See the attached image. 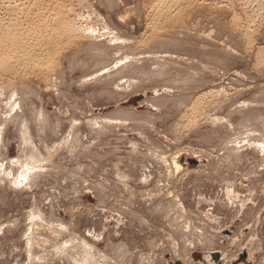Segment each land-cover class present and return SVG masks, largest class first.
Returning a JSON list of instances; mask_svg holds the SVG:
<instances>
[{
    "label": "rangeland",
    "instance_id": "obj_1",
    "mask_svg": "<svg viewBox=\"0 0 264 264\" xmlns=\"http://www.w3.org/2000/svg\"><path fill=\"white\" fill-rule=\"evenodd\" d=\"M34 1L0 0V20L19 19L23 6V15L47 20L44 26L57 14L67 15L64 19L84 30L80 37L88 32L91 40L62 39L58 68L18 74L14 82L26 84L22 90L0 74V175L8 180L0 186V264H264V151L256 145L264 143V0H194L193 6H181V13L173 9L160 30L164 39L152 38L151 27L161 0ZM165 41H179L181 47L164 48ZM86 42L108 48L110 64L101 65L89 48L75 54ZM114 62L129 68L114 70ZM160 70L164 73L150 78ZM181 97L187 100L178 106ZM242 107L254 112V121L246 122ZM194 108L201 109L199 116ZM125 112L136 115L130 125L106 135L96 137L88 125L117 123ZM40 118L47 120L43 131ZM23 120L33 126L42 158L55 152L48 173L26 175L15 164L23 155ZM173 157L183 168L178 181L166 179ZM116 161L131 174L127 189L114 180ZM131 187L140 197L132 198ZM159 197L173 198L186 212L164 218L148 211ZM39 207L45 218L32 215ZM118 245L125 250L118 252Z\"/></svg>",
    "mask_w": 264,
    "mask_h": 264
},
{
    "label": "bare ground",
    "instance_id": "obj_2",
    "mask_svg": "<svg viewBox=\"0 0 264 264\" xmlns=\"http://www.w3.org/2000/svg\"><path fill=\"white\" fill-rule=\"evenodd\" d=\"M34 1V0H33ZM36 1V0H35ZM35 1H34V3H35ZM40 1H42V0H40ZM39 1V2H40ZM44 1L45 0H43L42 1V4L44 3ZM29 2V1H28ZM37 2H38V0L36 1V4H37ZM39 2H38V4H39ZM50 3H52V0L51 1H49ZM26 3V2H25ZM41 3V2H40ZM53 3H55V2H53ZM53 3H52V5H53ZM71 3V2H70ZM110 3H112V2H110ZM192 3L194 4V0H161L160 2L158 1L157 3H155V5H154V14L152 15V31L154 32V36L152 37V38H155V37H160V36H163V35H165L162 31H160V30H163V28L161 29V27H162V25H164V23L166 22H169L170 20H171V18H172V15H173V12H174V8H177V13H181V10H182V7L181 6H188L189 7V5H192ZM46 4V3H45ZM44 4V5H45ZM61 4V3H60ZM69 4V3H68ZM72 4V3H71ZM197 4V3H196ZM199 4V3H198ZM24 5V4H23ZM33 5V4H32ZM41 5V4H40ZM44 5H43V7H44ZM50 5V4H49ZM51 5V6H52ZM56 5V4H55ZM62 5V4H61ZM74 5V4H73ZM216 5V4H215ZM30 6V5H29ZM35 6V5H34ZM33 6V7H34ZM38 7H39V5H37ZM48 6V5H47ZM65 6V5H64ZM193 6V5H192ZM209 6V5H208ZM24 8L26 7V6H23ZM23 7H21L22 9H23ZM59 7V6H58ZM63 7V6H62ZM206 7V6H205ZM20 8V9H21ZM28 8V7H27ZM48 7H46V10L47 11H51V10H48L47 9ZM19 10L20 12H22L21 13V16H19V15H16V16H19V17H17V18H19V19H17V20H12V21H8V23H5V22H3L2 20H0V74H2V76H5V77H8L7 79V81H9V86L11 85L13 88H15V90L17 91V90H19V89H21L23 86H25L26 84H24V83H21L19 86L18 85H16L15 84V82H14V78L15 77H17V75L18 74H20V73H24L23 75L25 76V73H27V74H29V72H31L32 71V73L36 70H38L39 72L41 71L42 72V74L43 73H48V72H50V71H53V69L55 70L56 68H55V66L57 67V65H55L57 62L55 61V59L58 57V54L60 53L61 55H62V52H59V49L61 48L62 49V44H64V42L65 41H67V43H65V44H71L72 42H74V40L76 39L77 40V37H80V34L82 33V34H84V32H81L80 33V28H78L77 27V25H76V22L75 23H73L71 20L70 21H68L67 19H64V18H66L65 16H67V15H65L64 16V18H62V15H61V17L59 18V17H57V15L56 14H52V13H54V9H53V12L51 13L52 15H53V17L56 15V17L55 18H52V19H54V21L52 20V22L50 23V25H49V23H46V25L44 26V24L43 23H45L46 21H43L42 22V20L40 19V18H36V16H33L34 18H36V21L34 22L33 20H35V19H33V17H31L30 18V16H25V15H23V10ZM31 9H33V8H30L29 10H30V12L28 13L29 15L32 13L31 12ZM39 9H40V7H39ZM44 9V8H43ZM42 9V10H43ZM50 9V8H49ZM69 9V8H68ZM174 9V10H173ZM203 9V8H202ZM45 10V9H44ZM43 10V11H44ZM36 11V10H35ZM42 11V12H43ZM46 11V12H47ZM56 11V10H55ZM63 11V10H62ZM153 11H151V12H153ZM176 11V10H175ZM198 11H200V10H198ZM19 12V13H20ZM26 12V11H25ZM24 12V13H25ZM37 12V11H36ZM35 12V13H36ZM41 12V13H42ZM46 12L44 13L43 12V14H45L46 15ZM61 12V11H60ZM64 12H66V11H64ZM41 13L40 14H38V13H36V14H38V15H41ZM56 13H58V10H57V12ZM68 13V12H67ZM61 14V13H60ZM59 14V15H60ZM195 14V13H194ZM50 15V14H49ZM48 14H47V16H49ZM51 16V15H50ZM151 16V15H150ZM181 16V15H180ZM43 17V16H42ZM41 17V18H42ZM191 17V16H190ZM28 18H30V19H28ZM43 18H45V17H43ZM48 19V18H47ZM38 20V21H37ZM44 20V19H43ZM50 20H51V18H50ZM36 22H38V23H36ZM50 22V21H49ZM26 24V27L24 26ZM78 26H81V25H78ZM108 26V25H107ZM42 27V28H41ZM80 29V30H79ZM95 29V28H94ZM113 30V29H112ZM81 31H84L83 29L81 30ZM86 31V30H85ZM151 31V32H152ZM175 31V30H174ZM109 32V31H108ZM111 32V31H110ZM190 32V31H189ZM88 33V32H87ZM87 33H85L86 34V36L85 35H83V36H81L80 38H78L79 40H81L82 38L83 39H85V40H88V39H90L91 37H89L88 35H87ZM31 34V35H30ZM81 34V35H82ZM167 34V33H166ZM152 35V34H151ZM150 35V36H151ZM170 35V34H169ZM92 36V35H91ZM96 36V35H95ZM166 36V35H165ZM165 36H163V39H164V37ZM93 37V36H92ZM100 37V36H99ZM113 37V36H112ZM148 37V36H147ZM96 38V37H95ZM95 38H94V40H95ZM98 38V37H97ZM149 38V37H148ZM161 38V37H160ZM62 39H65V40H63L62 41ZM84 40V41H85ZM91 40V39H90ZM145 40H146V38H145ZM175 40V39H174ZM158 41V40H157ZM160 41H162V39L160 40ZM69 42V43H68ZM151 42V41H150ZM182 42V41H181ZM87 43V46H85V48H82L83 46H81V49H79L77 52H75V54H78V53H80V51H85L87 48H89V49H87L88 51H90V53L92 54V55H95V54H97V55H95V56H99L101 59H100V61L102 62L101 63V65H103V64H108L109 63V59H108V57H107V55H108V52H110V51H108L107 52V50H108V48H105V47H103L102 45H98V44H95L94 45V43H92L91 45L90 44H88V42H86ZM157 43V42H156ZM159 43V42H158ZM184 43V42H183ZM65 44H64V46H65ZM138 44V43H137ZM160 45H162V46H164V48L165 47H176V45H179L180 46V44H179V41L178 42H175V41H170V42H161V44ZM137 46V45H136ZM139 46V45H138ZM178 47V46H177ZM181 47V46H180ZM188 47V46H187ZM79 48V47H78ZM157 48V47H156ZM163 48V47H162ZM123 49H124V47H123ZM146 49V48H145ZM175 49V51H176V48H174ZM122 50V49H121ZM142 50V49H141ZM178 50V49H177ZM190 50V49H189ZM192 50V49H191ZM200 50V49H199ZM87 51V52H88ZM158 51V50H157ZM188 51V50H187ZM198 51V50H197ZM224 51V50H223ZM127 52V51H126ZM140 52V51H139ZM168 52H170V51H168ZM191 53H192V51H190ZM114 53H115V51H114ZM141 53V52H140ZM195 53H196V51H195ZM213 53V52H212ZM59 54V55H60ZM90 54V55H91ZM120 54V53H119ZM158 54V53H157ZM198 54H200V53H198L197 52V55ZM88 55V54H87ZM115 55H116V53H115ZM118 55V54H117ZM213 55V54H212ZM211 55V56H212ZM161 56V55H160ZM215 56V55H214ZM70 57V56H69ZM64 58V57H63ZM134 59V58H133ZM132 59V60H133ZM113 60V59H112ZM82 62V61H81ZM85 63V62H84ZM95 63V62H94ZM115 63V62H114ZM119 63L120 62H117V63H115V66H113L114 67V70L116 69H122V67H120V66H118L119 65ZM200 63H202V62H200ZM76 64V63H75ZM110 64V63H109ZM196 64H199V62L197 61V63ZM59 65V64H58ZM157 65H160V64H157ZM163 65V64H162ZM161 65V66H162ZM202 65V64H201ZM200 65V66H201ZM86 66H89V65H86ZM128 67L126 68V66L125 67H123V69L122 70H125V69H128L129 68V65H127ZM140 66V65H139ZM165 66H167V65H164V67ZM54 67V68H53ZM112 67V68H113ZM136 67V66H135ZM156 67H158V66H156ZM203 67V66H202ZM58 68V67H57ZM125 68V69H124ZM134 68V67H133ZM188 68H190V67H188ZM192 68V67H191ZM195 68V67H194ZM96 69V68H95ZM104 69V68H103ZM103 69H101V70H103ZM158 69H159V67H158ZM157 69V70H158ZM167 69V68H166ZM180 69V68H179ZM201 69V68H200ZM203 69V68H202ZM58 70V69H57ZM87 70V69H86ZM89 70V69H88ZM87 70V71H88ZM99 70V69H98ZM101 70H99V71H101ZM113 70V69H112ZM154 70V69H153ZM164 70H165V68H164ZM199 70V69H198ZM99 71H97V72H99ZM120 71V70H119ZM188 71H191V70H188ZM207 71V70H206ZM41 72H40V74H41ZM96 72V71H95ZM122 72V71H121ZM124 72V71H123ZM166 72V71H165ZM194 74H195V72L194 71H192ZM209 72V71H208ZM105 73V72H104ZM126 73V72H125ZM154 73V72H153ZM164 73V71L163 70H160V71H158L157 73H155V74H151V76H150V78L151 77H154V76H159V75H161V74H163ZM39 74V73H38ZM115 74H117V73H115ZM174 74H176V73H174ZM184 74V73H183ZM187 74H188V72H187ZM144 75H148L147 73L146 74H144ZM186 75V74H185ZM196 75V74H195ZM194 75V76H195ZM1 76V77H2ZM37 76H39V75H37ZM46 76V75H45ZM109 76H114L113 74H108V76L107 77H109ZM176 76H178V75H176ZM179 76H181V75H179ZM28 77V76H27ZM48 77V76H47ZM163 77V76H162ZM189 77H190V75H189ZM20 78V77H19ZM44 78V77H43ZM122 78V77H121ZM161 78V77H160ZM166 78V77H165ZM181 78V77H180ZM5 79V78H4ZM45 79H48V78H45ZM45 79H43V81L45 80ZM167 79V78H166ZM188 79V78H187ZM186 79V80H187ZM211 79V78H210ZM3 80V79H2ZM40 80V79H39ZM182 80H183V78H182ZM236 80V79H235ZM21 81V80H20ZM135 81H138V80H135ZM45 82V81H44ZM130 82V81H129ZM180 82V81H179ZM187 82H188V80H187ZM46 83V82H45ZM136 84H137V82H136ZM139 84V83H138ZM143 84V83H142ZM148 84V83H147ZM7 85V84H6ZM135 85V84H134ZM176 85H178V83L176 84ZM116 86V85H115ZM131 86V85H130ZM133 86V85H132ZM182 86V85H181ZM5 87V86H4ZM54 87V86H53ZM176 88H177V86H175ZM197 86H195L194 88H196ZM25 88V87H24ZM24 88H22V89H24ZM117 88V87H116ZM180 88V87H179ZM21 89V90H22ZM193 89V88H192ZM8 90V89H7ZM10 90V89H9ZM136 90V89H135ZM167 91H169V90H167ZM196 91V90H195ZM217 91V90H216ZM14 92V91H13ZM108 92V91H107ZM16 94V93H15ZM213 94V93H212ZM114 95V94H113ZM172 96V95H171ZM201 97V96H200ZM200 97H197V99L196 100H199V98ZM201 99V98H200ZM164 100V101H163ZM163 102L162 101H160V102H162V103H165V102H167V101H165L166 99L165 98H163ZM187 100V97H181L180 98V100L178 99V102H180V103H178V106H181L183 103H185V101ZM200 102H202L201 100H199ZM194 102V101H193ZM200 102H198L197 103V101L195 102V103H197L198 104V106L200 105L199 103ZM256 102V101H255ZM259 102V101H258ZM194 103V104H195ZM22 105V104H21ZM245 105V104H244ZM23 106V105H22ZM156 106H157V104H156ZM225 106V105H224ZM216 107V106H215ZM221 107V106H220ZM19 108H21V107H19ZM200 108H202L203 109V107H200ZM157 109V108H156ZM220 109V108H219ZM234 109V108H233ZM247 109V108H246ZM245 109V107H242L241 109H240V113L242 114V117L244 118V119H248L246 122H250V121H254L255 119H254V117H253V113L254 112H252V111H248V110H246ZM249 109V108H248ZM21 110V109H20ZM34 110V109H33ZM39 110V109H38ZM42 110V109H41ZM40 110V111H41ZM201 109H197V111H196V109L194 108V114H195V117L198 115L199 116V111H200ZM9 111V110H8ZM44 111V110H43ZM42 111V113H44ZM233 111V110H232ZM239 111V110H238ZM33 112V111H32ZM202 112V111H201ZM259 112H261V109H260V111ZM22 113H23V111H22ZM25 113V112H24ZM41 113V112H40ZM39 113V115L42 117L43 116V114H40ZM155 113V112H154ZM233 113H236V110H235V112H233ZM232 113V114H233ZM256 113V112H255ZM30 114V113H29ZM32 114V113H31ZM122 114H124L125 115V119L124 120H120L119 119V121H117V123H116V121L114 122V123H111L112 122V120H111V122H109L110 120L109 119H106L107 121H101V122H99V121H97V120H93V121H88V125L89 126H91V128H92V131L94 132V133H96L97 135H96V137H100V136H102V135H106V134H108V133H111L112 132V129H114L115 127H119V126H126V125H130V123H129V121L128 120H131V118L130 117H132V116H134V114H132V113H129V112H125V113H121V115ZM248 114H249V116H248ZM45 115H47V114H45ZM136 116V115H135ZM134 116V117H135ZM187 116V115H186ZM204 116V115H203ZM18 117H20V115L19 114H17L13 119H12V122L14 123V122H16L15 120L18 118ZM24 117V116H23ZM37 117V116H36ZM46 117V116H45ZM49 117V116H48ZM122 117V116H121ZM133 117V118H134ZM149 117H151V116H149ZM44 118V117H43ZM106 118V117H105ZM117 118V117H116ZM157 118V117H156ZM223 118V117H222ZM32 119H34V118H32ZM36 119V118H35ZM42 118H40L39 119V122L41 123L40 125H41V127L43 126V125H46L47 124V120L45 119L44 121H43V119L41 120ZM152 119V118H151ZM184 119V118H183ZM198 119H200V118H198ZM30 120V119H29ZM99 120H101V119H99ZM156 120V119H155ZM217 120V118L216 119H214L213 121H216ZM220 120H222V119H220ZM219 120V121H220ZM43 121V122H42ZM134 121V120H133ZM183 121V120H182ZM74 122V121H73ZM76 122V121H75ZM137 122V121H136ZM155 122V121H154ZM178 122H180V121H178ZM190 122V121H189ZM244 122V121H243ZM245 122V123H246ZM31 123V122H30ZM49 123V122H48ZM79 123V122H78ZM132 123V122H131ZM134 123V122H133ZM142 123V122H141ZM215 123V122H214ZM244 123V124H245ZM32 124V123H31ZM81 124V123H80ZM79 124V125H80ZM138 124V123H137ZM146 124H148V123H146ZM16 125V124H15ZM139 125H140V123H139ZM149 125V124H148ZM180 125V124H179ZM182 125V124H181ZM189 125V124H188ZM196 125H197V123H196ZM248 125V124H247ZM78 127V124L77 123H74V125H73V127L75 128V127ZM134 127H137V126H135V125H133ZM150 126V125H149ZM241 126V125H240ZM239 126V128H241ZM18 127V126H17ZM35 127V126H34ZM50 127V126H49ZM76 127V128H77ZM189 127V126H188ZM254 127V126H253ZM259 127H262V126H259ZM31 128H33V126L31 127L30 125H29V123L26 121V120H23L22 121V126H21V128H20V134H21V143H22V152H23V155H21V158H20V161L18 160V161H16L15 162V164H21L24 168H25V170H26V175H31V174H34V173H48L49 171L48 170H50V168L48 169L47 168V164L48 163H50L51 162V158L55 155V152H53V148H52V153H50V154H48V155H51V158H45L44 156H43V158H42V156L40 155V152H39V149H38V147H37V145H36V143L33 141V138H32V133H31ZM36 128V127H35ZM35 128L33 129V130H35ZM196 128V127H195ZM222 128V127H221ZM250 128V127H249ZM249 128H247V129H249ZM45 128H44V126L42 127V131L44 130ZM117 129V128H116ZM153 129H155V128H153ZM246 129V127H245V130H247ZM255 129V128H254ZM260 129V128H259ZM158 130V129H157ZM200 130V129H199ZM2 131V130H1ZM36 131V130H35ZM42 131H41V133H42ZM48 131V130H47ZM236 131V130H235ZM250 131H251V129H250ZM250 131H248V132H250ZM33 132V131H32ZM152 132V131H151ZM224 132V131H223ZM73 133V132H72ZM148 133V132H147ZM168 133V132H167ZM214 133V132H213ZM254 133V132H253ZM252 133V134H253ZM256 133V132H255ZM44 133H42V135H43ZM38 135V134H37ZM214 135V134H213ZM128 136V135H127ZM36 137V136H35ZM43 138V137H42ZM160 138V137H159ZM216 138V137H215ZM40 139V138H39ZM76 140L78 141V136H76ZM161 140V139H160ZM220 140V139H219ZM45 141V140H44ZM169 141V140H168ZM236 141V140H235ZM261 141V140H260ZM212 142V141H211ZM262 142H263V140H262ZM231 143V142H230ZM43 144V143H42ZM211 144V143H210ZM213 144V143H212ZM260 144V145H259ZM60 145V144H59ZM162 145V144H161ZM257 145V149H260L261 150V152H262V150L264 151V143H261V142H259L258 144H256ZM262 145V146H261ZM132 146H133V149H134V151H136V150H139V148H140V145L138 144V143H135V142H132ZM163 146V145H162ZM261 146V147H260ZM92 147V146H91ZM90 147V148H91ZM55 148V147H54ZM87 148H88V146H87ZM78 149V148H77ZM84 149V148H83ZM164 149V148H163ZM229 149V148H228ZM234 149V148H233ZM55 150V149H54ZM182 150V149H181ZM222 150V149H221ZM84 151V150H83ZM210 151V150H209ZM247 151V150H246ZM51 152V151H50ZM90 152V151H89ZM152 152V151H151ZM154 152V151H153ZM154 153H156V152H154ZM198 153V152H197ZM263 153V152H262ZM255 154V153H254ZM155 155V154H154ZM160 154H158V156H159ZM176 155V154H175ZM235 155V154H234ZM237 156H239L238 154H236ZM264 155V154H263ZM156 156V155H155ZM160 156H162V155H160ZM159 156V157H160ZM163 156H166V155H163ZM203 156V155H202ZM236 156V157H237ZM118 157V156H117ZM157 157V156H156ZM158 157V158H159ZM260 157V156H259ZM120 158V157H119ZM154 158V157H153ZM161 158H163V157H161ZM165 158H167V157H165ZM164 158V159H165ZM177 158L179 159V157H173L172 158V160H168L170 163H168V161H167V159H165L166 160V164L168 163L169 164V167H168V169H169V172L166 174V179L167 180H169V181H171V180H177V178H176V175H178L180 172H181V170L183 169L182 168V166L179 164L180 162H178V160H177ZM194 158H199V156H194ZM193 158V159H194ZM162 160V159H161ZM216 160V159H215ZM262 160V159H261ZM117 162V161H116ZM123 162V161H122ZM122 162L120 161V162H117L116 164H114L113 166L115 167V173H116V176H115V178H114V180L117 182V183H123V185H124V187L127 189L129 186H130V183H129V180L131 179V174L130 173H125V171L122 169ZM201 162V161H200ZM160 163V162H159ZM162 163V162H161ZM164 163H165V161H164ZM204 163H205V161H204ZM221 163V162H220ZM263 163H264V161H263ZM10 164V163H9ZM13 164V163H12ZM165 164V165H166ZM207 164V163H206ZM211 164V163H210ZM54 167V166H53ZM83 167H85V166H83ZM217 167V166H216ZM262 167V166H261ZM78 168V167H77ZM54 169H55V167H54ZM65 170V169H64ZM72 170V169H71ZM75 170V169H74ZM80 170V169H79ZM84 170V169H83ZM200 170V169H199ZM66 171V170H65ZM73 171V170H72ZM77 171V170H76ZM186 171V170H185ZM189 171V170H188ZM187 171V172H188ZM142 172V171H141ZM198 172V171H197ZM191 173V171L189 172V174ZM14 174V173H13ZM165 174V173H164ZM184 174H185V172H184ZM198 174H199V172H198ZM72 175V174H71ZM115 175V174H114ZM72 176H74V174L72 175ZM185 177H186V175H184ZM188 176V175H187ZM200 176V175H199ZM162 177H164V175L162 176ZM183 177V176H182ZM184 177V178H185ZM160 178V177H159ZM180 178H181V176H180ZM184 178H181V179H184ZM180 179V180H181ZM237 179V178H236ZM235 179V180H236ZM144 180V179H143ZM185 180V179H184ZM183 180V181H184ZM22 181V180H21ZM178 181V180H177ZM177 181H175V182H177ZM84 182H86V181H84ZM185 182V181H184ZM2 183H4V184H6V183H8V180H7V178H5L4 176L2 177L1 175H0V186H2ZM181 183V182H180ZM12 185H15V186H19L21 183H19L18 181H13L12 183H11ZM23 184V183H22ZM30 184V183H29ZM88 184V183H87ZM179 184V183H178ZM91 185V184H90ZM96 186V185H95ZM102 186V185H101ZM139 186V185H138ZM165 186V185H164ZM174 186V185H173ZM182 186V185H181ZM158 187V186H157ZM132 188L133 187H131V188H129V192H130V195L132 196V198L134 197L135 198V195L137 194L138 195V193H141V192H136V190L135 189H133L132 190ZM153 188V187H152ZM176 188V187H175ZM168 189H170L169 188V186H168ZM160 191H161V188H160ZM159 191V192H160ZM183 191V190H182ZM157 192V191H156ZM232 192V191H231ZM102 193V192H101ZM162 193V192H161ZM180 193V192H179ZM142 194V193H141ZM126 195V194H125ZM140 195V194H139ZM138 195V197H140ZM148 195V194H147ZM170 195V194H169ZM168 195V196H169ZM176 196H177V194H175ZM142 196V195H141ZM159 196H160V194H159ZM173 196V195H172ZM151 197H154V196H152L151 195ZM179 197V196H178ZM131 198V199H132ZM158 198V197H157ZM160 198V200H159V202L156 204H152L151 205V207H148V211H150V212H152V213H154V214H158V213H161V214H165L164 215V218H168V216L169 215H171L170 217H172V215L173 214H175V212H176V214H177V212H179L182 216H183V214H184V212H186V210H185V208H184V206L182 207V205L180 204V203H178V204H180V205H176L177 204V201H176V203H175V200H173V198H170V197H168V198H162V197H159ZM175 198H177V197H175ZM174 198V199H175ZM172 199V200H171ZM158 200V199H157ZM180 201V200H179ZM47 203V202H46ZM231 203V202H230ZM146 204V203H145ZM177 207H176V206ZM90 209V208H89ZM75 211V210H74ZM128 211V214L129 213H131L130 211L131 210H127ZM173 212V214H171ZM183 213V214H182ZM32 215L34 216V217H41L42 216V218H45V215L42 213V211H41V209H40V207L39 208H35V210L32 212ZM135 215V214H134ZM180 215V216H181ZM185 215H187V214H185ZM194 215V214H193ZM169 217V218H170ZM179 217V216H178ZM41 218V219H42ZM38 219V218H37ZM141 219H142V217H141ZM181 219V218H180ZM211 219V218H210ZM159 220V219H158ZM176 220V219H175ZM15 221V220H14ZM39 221V220H38ZM180 221V220H179ZM71 222V221H70ZM117 223V222H116ZM197 223V222H196ZM42 224V223H41ZM44 224V223H43ZM177 224V223H176ZM201 224H203V223H201ZM213 224V223H212ZM178 225V224H177ZM33 226H35V223H34V225ZM38 226V225H37ZM57 226V225H56ZM140 227V226H139ZM177 227V226H176ZM184 228H186V227H184ZM207 227H205V229H206ZM38 229V228H37ZM37 229H35L36 230V233H37ZM43 229V228H42ZM150 229V228H149ZM34 230V231H35ZM157 230V229H156ZM196 230V229H195ZM174 231V230H173ZM180 231H181V229H180ZM205 231H208V230H205ZM30 233V232H29ZM56 233V232H55ZM182 233V232H181ZM192 233V232H191ZM202 233V232H201ZM204 233V232H203ZM207 233V232H206ZM205 233V234H206ZM174 234V233H173ZM194 234V233H193ZM41 235V234H40ZM98 235V234H97ZM105 235V234H104ZM180 235H182V234H180ZM204 235V234H203ZM208 234H206L205 235V237L207 236ZM175 236V235H174ZM173 236V237H174ZM192 236V235H191ZM33 237V236H32ZM41 237V236H40ZM128 237V236H127ZM205 237H203L204 238V240H206V241H208L207 239H209V238H205ZM210 238H214L215 239V237L214 236H209ZM34 238H35V236H34ZM182 238V237H181ZM199 238V237H198ZM202 238V239H203ZM217 238V237H216ZM33 239V238H32ZM40 239H42V238H40ZM81 239V238H80ZM193 239V238H192ZM246 239H248V237L246 238ZM211 240V239H210ZM209 240V241H210ZM254 240H256V239H254ZM80 241V240H79ZM192 241V240H191ZM190 241V242H191ZM205 241V242H206ZM217 241H218V239H217ZM31 242H32V240H31ZM38 242V241H37ZM47 242V241H46ZM199 242V241H198ZM211 242L213 243L214 241L213 240H211ZM248 242V241H247ZM75 243V242H74ZM156 243V242H155ZM192 243V242H191ZM193 243H195V242H193ZM242 243V242H241ZM38 244V243H37ZM36 244V245H37ZM40 244V243H39ZM43 244H44V242H43ZM152 244V243H151ZM205 244V243H204ZM214 244H216V242L214 243ZM147 245V244H146ZM49 246V245H48ZM114 246V245H113ZM122 246V245H121ZM121 246H119L118 245V249H123V251L125 250L124 248H122ZM144 246V245H143ZM215 246V245H214ZM31 248H33L32 246H30ZM120 247V248H119ZM158 247V246H157ZM204 247V246H203ZM202 247V248H203ZM227 247H229V246H227ZM44 248H46V247H44ZM51 248V247H50ZM76 248V247H75ZM81 248V247H80ZM116 248V249H117ZM166 248V247H165ZM37 249V248H36ZM65 249V248H64ZM112 249H114V251L116 250L115 248H112ZM120 249V250H121ZM161 249V248H160ZM217 249V248H216ZM220 249V248H219ZM30 250V249H29ZM55 250V249H54ZM61 250H63V249H61ZM90 250H95V248L93 249L92 247H90ZM152 250V249H151ZM186 250V249H185ZM204 250V249H203ZM231 250V249H230ZM31 251V250H30ZM160 251V250H159ZM202 251V250H201ZM209 251V250H208ZM236 251V250H235ZM118 252H122V250L121 251H119L118 250ZM154 252V251H153ZM167 252V251H166ZM204 252V251H203ZM149 253V252H148ZM80 254V253H79ZM236 254V253H235ZM253 254V253H252ZM126 255V254H125ZM174 255V254H173ZM187 255V254H186ZM89 256V255H88ZM157 256V255H156ZM85 259H86V261L89 263L90 261V257H86L85 256ZM84 260V259H83ZM154 260V259H153ZM264 260V259H263ZM142 261V260H141ZM186 261V260H185ZM78 262V261H77ZM116 262V261H115ZM81 263V262H80ZM79 263V264H80ZM264 263V262H263ZM155 264V263H154Z\"/></svg>",
    "mask_w": 264,
    "mask_h": 264
}]
</instances>
